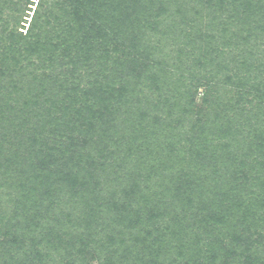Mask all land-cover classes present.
<instances>
[{
    "label": "trees",
    "instance_id": "obj_1",
    "mask_svg": "<svg viewBox=\"0 0 264 264\" xmlns=\"http://www.w3.org/2000/svg\"><path fill=\"white\" fill-rule=\"evenodd\" d=\"M60 7L2 31L0 264H264V0Z\"/></svg>",
    "mask_w": 264,
    "mask_h": 264
},
{
    "label": "rangeland",
    "instance_id": "obj_2",
    "mask_svg": "<svg viewBox=\"0 0 264 264\" xmlns=\"http://www.w3.org/2000/svg\"><path fill=\"white\" fill-rule=\"evenodd\" d=\"M42 1L43 0H12L13 3L11 4L6 3L5 5H3V7H2V2L0 3V55H2L1 54L2 44L7 45L9 43L6 40H3L4 42H2V31L4 29L7 30L5 34L6 36L12 34V31L17 29L24 34H27L28 30L31 29L33 26L35 15L38 10H39L38 16L41 15L42 17L41 20H43V18H48V17L54 19L55 17L62 15V7H60L61 0L60 3H58L57 0H44L45 5H43V7H40V3ZM231 3L232 2L228 1L227 5L230 7L232 6ZM204 12H205L204 17H201V20H199L198 23L200 25L204 23V25L208 26L207 32L209 31L216 34L217 38L213 40L215 41L216 46H222V44H224L225 41L228 39H231L233 42H241L243 41L242 37L247 35L248 31L246 30V26L242 22L237 21V18H233V17L228 18L227 15H225V17L223 18L224 20L222 22L224 23V25H222L221 23L219 26H215L214 24H210L209 22L210 19L214 18V12L212 13L211 10L206 7H204ZM17 14H19V16H17ZM41 20L39 19V21ZM57 30H60L59 26L54 27L52 33H55ZM241 31H242V35H239ZM37 33H39V31ZM258 38L259 39L256 40L259 43L258 51H262L264 49V34L261 33L260 31ZM167 42H168L167 44L168 47L166 48L167 51L166 54L170 55L168 61L170 62L171 60L172 67L170 65L169 67H171L170 69L172 70L175 67L173 63L175 62L176 58L175 60H173L171 55L175 54L173 49L176 47V45L169 44L171 42V39H169ZM233 45H231V47ZM224 50L226 52V55L230 54V51H228L229 50L228 47H225ZM30 58L31 61L37 60L36 54H32ZM35 63H37L38 65V63L40 62L37 60L35 61ZM226 87L228 88V90L224 92V95H226L228 98H236L237 87L233 84L226 85ZM203 90H204L203 87H201L199 90L200 94L203 93ZM200 97L201 96H198V103L202 104V98ZM224 100L227 99H225L223 96V101ZM5 198L6 196L3 197V199ZM12 208H13L12 203H8L6 201L2 202L3 213H1L0 215V223H3V225H5L7 222V215H12Z\"/></svg>",
    "mask_w": 264,
    "mask_h": 264
}]
</instances>
